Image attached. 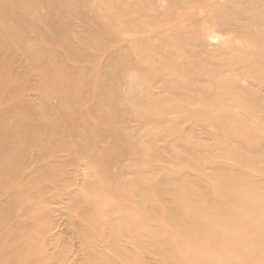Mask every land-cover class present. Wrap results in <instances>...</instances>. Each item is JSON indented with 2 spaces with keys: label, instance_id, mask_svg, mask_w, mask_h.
<instances>
[{
  "label": "rangeland",
  "instance_id": "obj_1",
  "mask_svg": "<svg viewBox=\"0 0 264 264\" xmlns=\"http://www.w3.org/2000/svg\"><path fill=\"white\" fill-rule=\"evenodd\" d=\"M227 4L26 0L21 12L28 20L15 26L11 44L0 51V121L32 109L38 115L26 114L25 132L38 131L40 116L51 118L52 129L27 140L18 159L1 158L15 166L0 177V212L7 214L0 232L13 235L12 248L23 245L15 264H188L171 263L145 229L136 238L129 233L135 224L128 211L142 214L141 226L168 231L161 209L175 201L162 192L165 169L191 182L203 181L200 173L243 171L264 192V173L226 156L237 150L264 159L262 112H244L240 102L229 106L219 87L250 92L253 99L240 100L264 106L263 75L244 58L260 44L242 33L243 20L217 15L228 13ZM252 61L263 66L264 54ZM168 73L178 78L170 81ZM148 100L164 109L145 112L139 103ZM201 102L230 111L180 109ZM137 176L147 178L154 193L143 201L133 194L115 209L113 201ZM205 186H199L202 195L211 190ZM98 208L104 210L90 218Z\"/></svg>",
  "mask_w": 264,
  "mask_h": 264
},
{
  "label": "bare ground",
  "instance_id": "obj_2",
  "mask_svg": "<svg viewBox=\"0 0 264 264\" xmlns=\"http://www.w3.org/2000/svg\"><path fill=\"white\" fill-rule=\"evenodd\" d=\"M238 1H243L245 8H237L235 2ZM25 3L26 0H0V51L6 50L11 44L15 26L23 27L28 20L27 15H23L21 12ZM226 6V8H230L228 13L223 16L222 11L217 10V15L227 22L243 20L242 33L247 38H251L260 44L257 47L249 48L244 58H246L245 60H251L250 66L253 65L255 72L260 73L259 76L263 75V78L260 79L261 81L264 79V65H258L257 67L256 62L252 60H257L261 53L264 54V0H228ZM252 25L260 26L262 30L252 33L249 28ZM18 41L20 42L21 40L18 39ZM13 43L16 44V39H13ZM27 56L29 58L36 57L32 53H28ZM240 62L237 61V63ZM168 76L170 81H175L178 78V76H172L170 73H168ZM178 84V90L184 92L182 89L184 83L179 82ZM219 87L226 96L225 100L229 103V106L230 102L232 105V102H240L242 111L254 112L255 110H260L262 112L261 115L264 116L263 105L259 107L258 103H244L240 100L253 99L250 92L246 94L243 91H236L230 86L219 85ZM180 96L178 95L177 97L180 98ZM158 102L161 103L160 100ZM139 105L148 113L164 109V107L160 108L158 103L153 100L140 101ZM185 105L192 107L185 108L180 106V109H187L190 112L201 109L208 111L217 110L218 112L230 111L229 106H208L202 102ZM59 107L55 109L56 112L59 111ZM27 113L35 117L38 115L36 110L31 109L25 113H18L11 121H0V177L2 173L8 170L12 173L15 167L14 162L4 161V159H1L2 157L6 156L9 160L18 159L19 154H21L20 151L26 147L25 142L27 140L35 139V136L43 133L44 129L46 131L52 129L51 118L40 116L41 118H37L38 131L33 133L25 132ZM248 131L249 129H245V132ZM247 141V145H253L251 140ZM226 156L228 158L234 157L241 167L249 168L253 171L258 169L264 173L262 169L264 159L261 161V158L251 160L250 157L243 155L237 150L229 151ZM259 161L260 163L258 164ZM198 162L205 163V158L198 159ZM165 170H167L166 189L164 188L165 190L162 192L171 194L172 199L175 201L172 206L167 205L164 209H161L163 214L160 219L165 225H169L168 231L162 230L160 226H141L142 214L128 211L125 215L135 224L134 229L130 230L129 233L136 238L139 230L141 228L145 229L154 241L160 242V248L170 257L171 263L264 264V192L255 184L251 175L243 171L238 176L219 175L215 177L200 173V175L204 176V180L200 181L194 177L193 182H191L180 177L179 172H176V176L173 170ZM136 178L137 180L134 183L132 182L133 187L128 184L118 195L117 201H113L115 209L120 208L118 206L127 202L133 194H138L143 201L154 193L146 184L147 178L143 176H137ZM170 178L173 180L176 178V180L172 182ZM202 182L206 186L208 184L211 186V190L207 195H202L198 191L199 188H202L199 187L203 184ZM91 203L90 201L89 204L91 205ZM91 210L90 218L93 217L95 219L94 216H97V212L104 209ZM6 215L5 211H1L0 219ZM112 218L115 219L117 228L124 232L123 223L116 219L118 217L112 216ZM12 238V234L1 230L0 260L2 262L0 264H15V261L20 257L19 249L23 248V245L12 248L9 244L12 242ZM25 264L37 263L33 260H28Z\"/></svg>",
  "mask_w": 264,
  "mask_h": 264
}]
</instances>
